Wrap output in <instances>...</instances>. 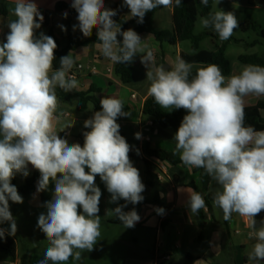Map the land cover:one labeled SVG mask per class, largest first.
I'll use <instances>...</instances> for the list:
<instances>
[{
    "label": "clouds",
    "instance_id": "obj_1",
    "mask_svg": "<svg viewBox=\"0 0 264 264\" xmlns=\"http://www.w3.org/2000/svg\"><path fill=\"white\" fill-rule=\"evenodd\" d=\"M200 2L207 6L209 0ZM124 4L131 17L143 23L146 13L161 6L179 7L182 0H124ZM71 7L78 13V27L85 37L98 29L99 47L113 63H131L144 51L140 35L132 29L121 31L113 19L116 11L106 9L104 0H73ZM12 14L16 19L8 24L6 42L0 43V225H10L0 227V238L17 231L9 201L23 203V197L11 181L18 173L27 177L30 164L40 173L37 191L47 190L54 182L53 198L45 202L47 213L38 217L37 227L49 246L37 264H64L70 257L80 261L82 252L91 251L101 235L102 193L95 184L97 175L111 194L110 202L123 199L135 205L144 199L145 185L117 123L130 113L124 111L122 100L105 96L100 99L102 110L84 122L90 130L83 133V146L61 138L55 130L59 121L56 89L71 92L78 87L76 79L68 76L76 61L70 54L62 56L60 68L53 71L58 46L51 36H36L44 17L35 0H17ZM201 24L227 40L239 20L234 12L218 10L201 18ZM141 62L148 69V94L155 102L187 112L174 136V154L179 153L184 165L204 169L217 182L221 190L214 194L213 203L222 209L226 221L233 213L251 221L249 235L257 243L248 259L260 264L264 221L256 229L254 218L264 211V131L245 126L244 97L264 95V67L246 65L238 75L225 77L218 65L211 64L189 79L192 65L180 57L171 70L151 63L150 52ZM135 136L141 138L140 133ZM126 204L111 212L124 227L133 228L141 218L135 209L124 212ZM187 205L192 214L199 213L206 206L203 194L192 191ZM156 211L162 215L165 210Z\"/></svg>",
    "mask_w": 264,
    "mask_h": 264
},
{
    "label": "crops",
    "instance_id": "obj_2",
    "mask_svg": "<svg viewBox=\"0 0 264 264\" xmlns=\"http://www.w3.org/2000/svg\"><path fill=\"white\" fill-rule=\"evenodd\" d=\"M119 1L122 0H104L105 8L112 9ZM58 2L71 5L73 0H35L44 17L41 27L35 30L37 38L40 33L50 36V30L63 43L68 41L71 35L85 37L78 27V15L72 17L67 13L65 17L64 13H57L55 6ZM16 3L17 0H0V43L6 42V36L10 31L8 24L16 19L12 14ZM4 10L7 14L3 13ZM122 15L127 21L134 19L131 17L128 7ZM45 21L47 25H43ZM154 24L160 30L172 31L173 6L160 9L155 16ZM61 25L66 30H63ZM97 32L98 29L95 28L96 35ZM142 39V45H146V47L143 52H139L134 57L131 64L145 75L148 69L141 62V57H146L149 52L151 53V63L156 66L163 65L165 70L174 68L177 57H180L182 53H187L182 49V43L176 46L168 43L162 44L149 34L144 35ZM71 56L75 59L76 65L68 76L78 82V87L75 89L77 92H89L95 88L100 91L102 98L112 96L122 100L123 105L128 106V110L125 112L130 113V116L119 117L117 123L120 125L122 136L131 146L129 157L133 166L139 170L145 190L142 193L144 199L138 204H126L123 199L110 202L111 194L97 175L95 184L102 193L98 213L101 217V235L92 252L85 250L82 252L80 261L70 257L64 264H87L86 254L97 253L100 248L102 257L98 258L97 255L96 258L97 260L103 259L106 264H251L248 254L257 243L255 237L249 235L253 231L249 227L251 221L237 213H233L231 219L227 221L224 219L222 209L213 203L214 194L221 190L215 180L203 196L206 206L200 210L203 214V223L201 224L199 213L192 214L187 205L191 192H196L190 184L200 182V175L196 173L194 167L166 162L164 178L160 180L157 174L160 171L161 162L152 159L154 167L148 174L144 164V158H148L145 154L146 148L174 153L176 145L175 132L172 129H162L154 123L151 117H147L143 113L144 104L151 97L148 94L150 81L146 79L141 84L125 85L115 72L116 64L103 55L99 44L96 43L77 49L71 53ZM78 66H83V69H79ZM93 67L96 68V71L92 69ZM109 68H112L113 71L108 72ZM53 71L55 70L53 69ZM232 75H235L234 69ZM248 97L256 98L255 101H252L253 103L246 104ZM260 102L264 103V95H248L244 97V108L255 106ZM79 103V98L70 101L59 100L56 113L59 121L55 124V130L70 145L80 144L79 135L87 129L84 127V122L96 112L92 104H89L86 111H78ZM163 109L169 114L175 110L172 108ZM263 112L264 110L261 111L262 118H264ZM151 121L154 126L148 127V123ZM136 133H140V139L136 138ZM176 154L180 157L179 153ZM28 172L27 177L18 173L13 178L16 187L23 186L28 179L39 173L30 164ZM28 198L32 199L28 201L35 206L36 212L40 207L44 208L41 205L39 191L26 196L25 199ZM125 204L123 211L129 212L135 209L141 218L139 222L133 228L108 224V221L118 219L111 211L117 206ZM9 206L17 224L14 236L23 234L25 241L17 242L15 258L0 250V264H23L24 261H28L29 264H37L38 260L44 258L49 242L43 232L37 234L39 230L37 222L31 226L33 229L28 230L30 226H25L22 221L24 215H27L30 210L26 208L22 212V207H18V203L11 201H9ZM157 208H163L164 214H158ZM80 211L82 212V209ZM254 219L256 229H259L261 221H264V211ZM0 227L9 229L10 225L5 222ZM32 231L36 232L35 235H30ZM167 257H170V260H166ZM260 264H264V260H261Z\"/></svg>",
    "mask_w": 264,
    "mask_h": 264
},
{
    "label": "trees",
    "instance_id": "obj_3",
    "mask_svg": "<svg viewBox=\"0 0 264 264\" xmlns=\"http://www.w3.org/2000/svg\"><path fill=\"white\" fill-rule=\"evenodd\" d=\"M251 2L252 0H240ZM264 1V0H262ZM127 6L124 1H119L112 10L116 11V15L113 17L114 21L120 26L121 31H126L132 29L137 32L142 38L144 35L149 34L154 36L156 41L159 43H168L170 45L176 46L179 43L189 41L191 43V53H182L180 58L184 59L187 63L192 65L191 73L189 79L195 76L198 69L207 67L208 65L215 64L218 65L225 77L232 75V63L227 57V46L234 41L233 38H229L222 45H217L216 50L208 51L201 49V43L211 38L215 42L221 40L217 33H215L211 28H206L205 32L200 35L195 34L196 24L198 22V17H206L209 13L213 12V3L209 0L208 5H203L200 0H182V4L177 7L173 4V30H160L154 24V19L157 12L163 8V6L154 9L152 12L146 13L143 23H138L135 18L132 21H127L122 15ZM57 13H68L70 16L75 17L78 15L77 11L65 2H58L55 6ZM4 14H7L4 10ZM254 23L248 21L244 24V29L249 28ZM43 25H47L46 21ZM246 25V26H245ZM50 36L55 40L57 48L55 49L54 55L55 60L53 61V69L60 68V58L62 56L68 55L79 48L87 47L92 43L99 44V38L95 33V28L92 30V35L89 37H69L68 41L61 42L58 40L52 30H50ZM260 36L264 39V30L261 32ZM122 36H118V40L122 42ZM253 43L252 45H255ZM239 61L246 65H259L264 67V56L259 55H243L239 57ZM76 65V63H75ZM74 65V66H75ZM73 66V67H74ZM70 71L68 74H70ZM115 72L120 76L122 82L125 85H136L144 83L147 76L135 68L131 63L120 64L116 63ZM57 97L60 101H70L72 99L79 98L80 103L78 105V111L84 112L88 109L89 104H92L95 111H100V91L92 88L89 92H77L75 89L71 92H65L63 89L57 87L56 89ZM128 110V106L124 105V111ZM264 110V103L260 102L255 106L244 108V124L245 126H252L257 131H264V118L261 116V111ZM143 113L147 117H151L154 123L157 124L162 129H172L175 133L177 132L183 117L187 114L184 109H175L172 114L166 112L159 104H157L153 97H149L143 108ZM90 129L84 130L79 135L80 145L84 144L83 133L89 131ZM121 134V132H120ZM122 135V134H121ZM145 154L148 158H144V164L146 166L148 174L154 167L152 159H157L161 162H168L173 165L183 164L180 157L173 152H167L162 150H150L146 148ZM86 171H89L86 169ZM196 173L200 175V182L198 184L191 183L190 186L201 194H206L209 186L214 181L204 169L195 168ZM40 179V173L35 174L32 178L28 179L26 183L17 187L18 193L23 196H30L37 191L38 181ZM11 183L15 185L12 179ZM41 198V205L45 207V202L50 201L53 198L54 193V182L49 183L47 190L39 191ZM200 223H203V214L199 211ZM111 225H123L119 219H114L108 221ZM19 241L17 236L5 234L4 238H0V250L15 258L17 242ZM23 264H29L28 261H24Z\"/></svg>",
    "mask_w": 264,
    "mask_h": 264
},
{
    "label": "rangeland",
    "instance_id": "obj_4",
    "mask_svg": "<svg viewBox=\"0 0 264 264\" xmlns=\"http://www.w3.org/2000/svg\"><path fill=\"white\" fill-rule=\"evenodd\" d=\"M213 3V12H216L218 10H223L225 12H234L239 20V27L234 30L233 35L230 38H233L234 41H232L227 46V57L231 61L234 69V74L238 75L245 64L239 61V57L243 55H259L264 56V39L260 36L261 32L264 30V1L262 0H252L251 2L247 1H240V0H220V2L217 4V0H211ZM201 18L198 17V22L196 24V30L195 34L200 35L203 34L206 30L201 24ZM248 21H252L254 24L250 26L249 28L244 29V24ZM246 26V25H245ZM226 40H218L214 41L211 38H208L204 40L201 43V49L202 50H208V51H214L216 50L217 45H222ZM255 45H252L255 43ZM182 49L186 51L187 53H191V43L189 41L182 42ZM256 97H248L246 99V104L251 103L252 101H255ZM253 103V102H252ZM264 113V112H263ZM22 196V195H21ZM23 197V203H18V207H22V212H24V209L30 210V212L27 215H24L23 222L25 226H30L28 230H31V226L34 224V222H38V217L41 213L46 214L47 208H39V211H35V206L30 203L28 200L32 199H25L26 196ZM33 198V197H30ZM33 209V210H32ZM31 212H35L32 214ZM41 230L39 229L37 231V234H41ZM35 231H32L30 235H35ZM17 237L20 241H25V235L23 234H17ZM94 249V248H93ZM101 248L99 249V252L86 254L87 264H106L104 260H97L96 256L98 255V258L102 257L100 253H102ZM92 252V250H91Z\"/></svg>",
    "mask_w": 264,
    "mask_h": 264
},
{
    "label": "built area",
    "instance_id": "obj_5",
    "mask_svg": "<svg viewBox=\"0 0 264 264\" xmlns=\"http://www.w3.org/2000/svg\"><path fill=\"white\" fill-rule=\"evenodd\" d=\"M116 64V63H115ZM79 67V69H83V66H78ZM94 71H96V68L95 67H93L92 68ZM113 70H112V68H109L108 69V72H112ZM71 74V73H70ZM152 126H154V123H153V121H151V122H149L148 123V127H152ZM161 162V161H160ZM165 167H166V162H161V166H160V171L158 172V174H157V176H158V178L160 179V180H162L163 178H164V170H165ZM205 210L207 211L208 210V208L206 207L205 208ZM166 260H170V257H167V258H165Z\"/></svg>",
    "mask_w": 264,
    "mask_h": 264
},
{
    "label": "water",
    "instance_id": "obj_6",
    "mask_svg": "<svg viewBox=\"0 0 264 264\" xmlns=\"http://www.w3.org/2000/svg\"><path fill=\"white\" fill-rule=\"evenodd\" d=\"M204 196V195H203Z\"/></svg>",
    "mask_w": 264,
    "mask_h": 264
}]
</instances>
